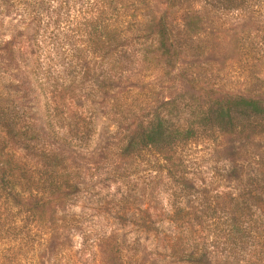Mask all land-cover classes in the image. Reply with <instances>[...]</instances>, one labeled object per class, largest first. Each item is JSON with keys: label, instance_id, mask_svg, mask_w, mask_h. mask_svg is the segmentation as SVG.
<instances>
[{"label": "rangeland", "instance_id": "rangeland-1", "mask_svg": "<svg viewBox=\"0 0 264 264\" xmlns=\"http://www.w3.org/2000/svg\"><path fill=\"white\" fill-rule=\"evenodd\" d=\"M5 3L0 0V107L26 94L27 106L42 120L51 86L39 84L41 70L29 74L19 59L26 63L50 54L55 69L53 47L59 37L46 24L44 13L34 21L22 1L15 6ZM145 4L148 14L138 17L141 24L134 26L143 37L130 42L136 55L111 56L110 64L104 61L92 72L97 82L105 81L94 97L92 130L83 147L68 148L78 190L55 212L53 231L41 222L22 220L13 207L0 205V223L12 220L16 226L7 236L0 235V264H184L171 245L167 217L170 206L185 205L194 194L178 193L151 149L118 156L121 120L149 102L160 106L175 126H193L201 106L210 100L205 92L212 89L264 102V0H148ZM153 10L154 17L165 16L174 35L176 51L171 56L159 57L154 47ZM7 40L12 41L11 51L3 45ZM24 74L31 83L27 93L15 85ZM83 86L75 92L85 90ZM64 102L58 107L61 114L84 116L87 104ZM196 130L193 139L179 148L178 173L185 174L194 189L199 180H213L218 189L238 191L243 184L219 177L228 162L239 156L244 142L233 136L218 142L216 132ZM243 147L239 163L246 170H264V135ZM13 150L26 165L38 167L25 151L17 146ZM257 183L264 186V179ZM217 226L204 222L203 233L211 236Z\"/></svg>", "mask_w": 264, "mask_h": 264}, {"label": "trees", "instance_id": "trees-1", "mask_svg": "<svg viewBox=\"0 0 264 264\" xmlns=\"http://www.w3.org/2000/svg\"><path fill=\"white\" fill-rule=\"evenodd\" d=\"M20 1L30 11L31 20L44 13L46 24L51 29L54 27L59 37L53 47L57 66L52 69L56 61L50 54L44 60L38 57L26 60L27 64L19 59L29 74L41 70L43 77L37 82L51 89L44 101L42 120L27 106L26 94L0 107V205L13 207L22 214V220L41 222L48 231H53L55 212L78 190V177L68 148L83 147L92 130L94 97L105 82H97L96 76L93 77L94 67L104 61L110 64L111 56L123 58L128 52H131L129 57L136 55L137 50L130 42L143 37L141 30L135 32L134 26L141 24L138 17L148 14L145 4L148 0H5V4L15 6ZM155 10L150 12L154 47L159 57H168L175 53L176 41L165 16L154 17ZM72 12L76 14L72 16ZM3 45L11 51V40L4 41ZM9 60L16 69L12 55ZM16 79L17 89L22 87L26 93L30 92L31 83L25 74V81ZM78 85H84L85 90L75 92ZM205 93L210 100L201 106L193 126H175L160 106L149 102L132 116L123 118L124 126L118 131L122 138L118 156L149 148L162 160L178 193L194 194L191 202L170 206L167 217L172 227L169 239L180 262L264 264V186L257 183L264 179V170H246V165L239 163L244 144L264 135V102L214 89ZM65 100L71 106L75 102L77 106L87 104L84 116L67 111L61 114L58 107H63ZM197 128L206 133L216 132L218 142L224 136L244 142L237 151L239 156L228 162L219 177V180L243 184L238 191L218 189L212 186L213 180H199L194 189L193 182L178 173L179 148L193 139ZM16 146L32 156L38 167L26 165L14 152ZM245 177L249 179L247 182ZM208 221L218 224L211 236L202 230ZM12 223V220L0 223V235L7 236L11 228H16ZM201 230V235L196 234Z\"/></svg>", "mask_w": 264, "mask_h": 264}]
</instances>
